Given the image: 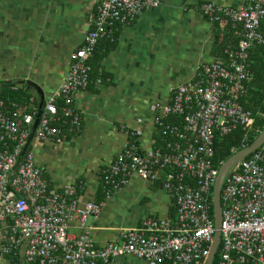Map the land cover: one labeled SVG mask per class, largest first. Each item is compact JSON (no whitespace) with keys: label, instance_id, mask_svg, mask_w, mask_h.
I'll list each match as a JSON object with an SVG mask.
<instances>
[{"label":"built area","instance_id":"2783aa9c","mask_svg":"<svg viewBox=\"0 0 264 264\" xmlns=\"http://www.w3.org/2000/svg\"><path fill=\"white\" fill-rule=\"evenodd\" d=\"M95 3L65 79L42 107L36 142L61 144L81 130L74 103L93 83L90 59L98 42L162 1ZM199 12L211 23H229L237 45L224 49L225 60L197 64L194 78L175 88L167 103L153 106L161 146L155 140L153 148L142 149L137 131L130 130L123 152L99 173L103 202L138 176L161 182L176 205L175 216L146 219L123 229L118 241L97 245L85 223L99 216L103 202L81 204L82 181L51 187L33 149L22 155L38 109L24 112L0 99V264H206L216 233L213 185L222 165L213 163L215 139L242 128L245 142L255 129V117L241 100L254 79L250 51L264 47V0H241L237 9L204 3ZM100 85L99 79L95 86ZM220 202L221 242L213 264H264V144L226 173Z\"/></svg>","mask_w":264,"mask_h":264},{"label":"crops","instance_id":"0c3cea01","mask_svg":"<svg viewBox=\"0 0 264 264\" xmlns=\"http://www.w3.org/2000/svg\"><path fill=\"white\" fill-rule=\"evenodd\" d=\"M161 1L159 8L117 26L99 42L94 59L109 47L97 65L105 79L99 87L93 81L76 97L81 130L61 144L33 140L28 147L51 187L83 182L77 195L81 204L97 202L100 170L123 152L126 132L137 131L141 148H153L158 136L153 106L167 103L175 88L194 78L197 64L225 60L222 50L237 45L229 43L237 38L229 34V23L209 22L199 6L237 9L241 0ZM94 5L95 0H0L1 100L29 113L46 101L65 79ZM173 205L161 182L134 176L103 202L96 219L89 217L85 229L97 245L118 241L123 229L138 228L150 218H169ZM72 227L77 235V225Z\"/></svg>","mask_w":264,"mask_h":264},{"label":"trees","instance_id":"16d2710c","mask_svg":"<svg viewBox=\"0 0 264 264\" xmlns=\"http://www.w3.org/2000/svg\"><path fill=\"white\" fill-rule=\"evenodd\" d=\"M96 6L97 4L95 3L92 14L95 13ZM229 34H232L231 36L235 38L234 36L235 31H231ZM229 43L237 44L238 39L235 38L234 41H230ZM108 49L109 47L106 48L101 55L99 56L97 55V59H94V55L90 59V64L92 66V73H91L92 81H97L100 79L102 82H104L105 78L102 75H99V69L97 65L98 62L105 57V55L108 52ZM97 51L98 49H95L94 51L95 58ZM258 54L260 57L257 56ZM249 60L251 61V66L254 71V79L247 85V94L242 98L241 104L245 110L252 112V114L254 115L256 120L255 129L250 133L248 140H246L245 142L244 139L246 133L242 128H238L230 135L217 137L214 142V157H213V163L217 166L220 165V163L223 164L226 160H228L230 157L235 155L237 152L241 151L243 148L250 146L264 129V47L260 45H255L254 48L250 51ZM18 98L28 102L26 98L24 99V96L23 97L18 96ZM2 99H4V97H2ZM172 121L173 120L171 118L167 120V122L170 123H172ZM156 140H157L155 144L156 147L161 146V139L159 135L156 137ZM211 200H212V202L210 201L211 217L214 220L213 196ZM97 202H101V203L103 202V193L101 189L99 190V196ZM175 213H177V209H176V205L174 204L173 208L170 209L169 218H173L175 216ZM217 258L218 256L215 257L214 263L216 262Z\"/></svg>","mask_w":264,"mask_h":264},{"label":"water","instance_id":"95a60500","mask_svg":"<svg viewBox=\"0 0 264 264\" xmlns=\"http://www.w3.org/2000/svg\"><path fill=\"white\" fill-rule=\"evenodd\" d=\"M44 103L45 102L42 100L38 104V113L36 114V117H35V120L32 126L33 128H32L31 134L28 139V143L25 146L22 152V155L26 152L30 143L33 141L34 130L36 129L38 125ZM263 144H264V129L250 146L237 152L235 155H233L228 160H226L219 168L216 180L213 185L214 186L213 188V209H214V222H215L216 233H215L213 244H211V247H210V252H209L206 264H213L216 251L217 249H219L220 242H221V225H222L221 212H222V209H221V202H220V193H221L223 179L226 173L229 172V170L233 167L235 163H237L241 159L257 151L260 147H262Z\"/></svg>","mask_w":264,"mask_h":264},{"label":"rangeland","instance_id":"374dc122","mask_svg":"<svg viewBox=\"0 0 264 264\" xmlns=\"http://www.w3.org/2000/svg\"><path fill=\"white\" fill-rule=\"evenodd\" d=\"M90 219H91V218H88V220H87V221L89 222V220H90Z\"/></svg>","mask_w":264,"mask_h":264}]
</instances>
